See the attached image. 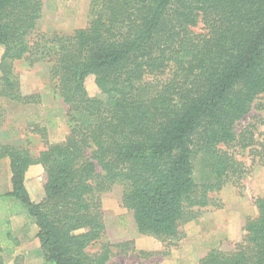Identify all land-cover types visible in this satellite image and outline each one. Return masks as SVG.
Instances as JSON below:
<instances>
[{
  "label": "trees",
  "instance_id": "trees-1",
  "mask_svg": "<svg viewBox=\"0 0 264 264\" xmlns=\"http://www.w3.org/2000/svg\"><path fill=\"white\" fill-rule=\"evenodd\" d=\"M43 13L41 0H0V129L1 100L34 107L54 95L69 132L50 141L35 123L37 153L0 142L11 174L0 189V264L25 262L11 225L19 209L45 264H113L104 197L132 214L140 235L171 243L246 178L241 151L264 167V117L238 131L264 95V0H91V20L72 33L40 32ZM18 62L50 64L42 87L24 89ZM33 166L44 175L38 201L26 187ZM254 205L234 250L214 248L196 264H264V196Z\"/></svg>",
  "mask_w": 264,
  "mask_h": 264
},
{
  "label": "rangeland",
  "instance_id": "rangeland-1",
  "mask_svg": "<svg viewBox=\"0 0 264 264\" xmlns=\"http://www.w3.org/2000/svg\"><path fill=\"white\" fill-rule=\"evenodd\" d=\"M44 13L39 22V31L43 34L52 32L72 33L77 29L85 28L92 18L91 0H41ZM204 25L194 28L196 33L203 31ZM3 53L0 47V58ZM17 71L23 73V87L26 91L39 89L49 77L50 64H37L28 69L25 62H18ZM87 89L92 96L99 95L94 79L87 80ZM5 111V126L0 129V142L15 144L31 149L37 153L44 149L41 136L34 133L35 123L48 127L50 141H59L69 132V121L66 117V108L62 101L52 95L45 97L38 106L21 107L1 100ZM264 117V95L253 106L251 113L239 123L238 131L249 125L257 124V117ZM54 128H51L47 121ZM263 128L259 127L258 132ZM249 167L248 175L238 185L226 187L217 197L221 199L223 208L209 209L199 219L185 225L184 238L163 242L151 236H142L138 233L132 214L122 208L118 200L113 197L103 198V211L106 223V232L102 243L112 245L113 264H196L200 258L210 250L220 248L232 251L242 235V225L246 217L256 215L255 200L264 196V167L252 163L247 152L241 151L239 156ZM199 168V166H198ZM10 170L8 162L0 165V189L10 188ZM200 176V175H199ZM26 187L30 190L34 201L40 200L44 195V175H31L26 179ZM261 188V189H260ZM231 209L227 210V207ZM12 218L13 235L30 253L35 247V232L37 230L31 218L22 209ZM222 213L221 222L216 215ZM223 220V221H222ZM133 242L129 250L123 252L121 245ZM26 243V244H25ZM22 246V248H23ZM99 245L94 249H98ZM19 249V248H18ZM152 255L145 259L139 256L140 252ZM24 264H45L43 258L32 254L27 257ZM34 257V258H33ZM28 258H31L28 260ZM10 264H14L13 261Z\"/></svg>",
  "mask_w": 264,
  "mask_h": 264
},
{
  "label": "crops",
  "instance_id": "crops-1",
  "mask_svg": "<svg viewBox=\"0 0 264 264\" xmlns=\"http://www.w3.org/2000/svg\"><path fill=\"white\" fill-rule=\"evenodd\" d=\"M41 173H43L42 172V168L40 167V166H33V167H31L30 169H29V171L27 172V178L26 179H28V177L29 176H31V175H40ZM261 189V188H260ZM28 191H29V194H30V197H31V199H32V196H31V192H30V190L29 189H27ZM33 200V199H32ZM34 201V200H33ZM229 209H231V207L229 206V207H227V210H229ZM223 217V214L222 213H219V214H217L216 215V218H217V221L220 223L221 222V218ZM32 221H33V219H32ZM223 221V220H222ZM33 223H34V221H33ZM35 225V224H34ZM36 234H37V230H36V232H35V240H36V242H35V247L33 248L34 249V251H32L31 253L29 252V251H27L26 250V248L23 246L24 244L22 243L21 245H20V247H18L17 248V251H16V256H22V255H24V254H26L27 255V257H29L31 254L33 255V256H35V257H37V258H40L39 257V254H38V251H39V248H40V246H39V242H38V240H37V238H36ZM26 244V243H25ZM22 246H23V248H22ZM34 258V257H33ZM31 258H28V260H30Z\"/></svg>",
  "mask_w": 264,
  "mask_h": 264
}]
</instances>
